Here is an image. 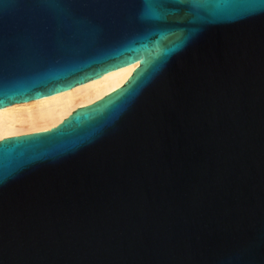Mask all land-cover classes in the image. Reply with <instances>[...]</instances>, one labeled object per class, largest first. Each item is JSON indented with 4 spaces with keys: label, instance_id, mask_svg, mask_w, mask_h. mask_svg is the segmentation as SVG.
Segmentation results:
<instances>
[{
    "label": "water",
    "instance_id": "water-1",
    "mask_svg": "<svg viewBox=\"0 0 264 264\" xmlns=\"http://www.w3.org/2000/svg\"><path fill=\"white\" fill-rule=\"evenodd\" d=\"M139 59L0 140V264H264V0H0V108Z\"/></svg>",
    "mask_w": 264,
    "mask_h": 264
},
{
    "label": "bare ground",
    "instance_id": "bare-ground-1",
    "mask_svg": "<svg viewBox=\"0 0 264 264\" xmlns=\"http://www.w3.org/2000/svg\"><path fill=\"white\" fill-rule=\"evenodd\" d=\"M139 59L107 74L29 102L0 108V140L57 127L76 110L92 105L124 87L141 67Z\"/></svg>",
    "mask_w": 264,
    "mask_h": 264
}]
</instances>
